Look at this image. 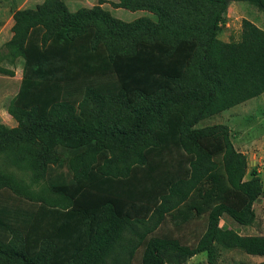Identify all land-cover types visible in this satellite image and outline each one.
Returning a JSON list of instances; mask_svg holds the SVG:
<instances>
[{"label":"trees","instance_id":"obj_1","mask_svg":"<svg viewBox=\"0 0 264 264\" xmlns=\"http://www.w3.org/2000/svg\"><path fill=\"white\" fill-rule=\"evenodd\" d=\"M230 1L241 0H196L186 12L193 25H185L170 23L171 6L163 0H117L116 7L141 8L156 14L152 35L163 33L169 37L167 41L155 40L158 53L152 47H143L141 59L132 62L144 64L150 76L133 80L135 94L147 105L127 111L131 120L126 127L98 121L104 104L92 91L75 107L65 100L54 101L43 114L36 105L25 107L18 100L10 101L7 112L17 126L0 125V153L15 154L31 169L35 180L53 181V186L71 202L81 203L75 207L83 209L74 219L64 217L50 239L32 254L22 246L0 244V263L172 264L177 255L189 258L203 253L206 264H214L217 247L264 255V235H242L219 225L223 214L240 226L253 222V202L263 191L256 170L250 169L245 177L246 156L233 146L227 125L195 126L208 113L264 92V31L243 18L238 40L224 42L216 38L220 18ZM256 2L264 12V0ZM12 19V35L5 44L14 54L25 57L28 32L36 26L44 27L41 37L46 40L55 34L72 38L86 27L97 25L95 41L99 36L114 37L116 25H120L98 6L68 12L58 0H43L34 10H16ZM200 38L204 44L196 65L207 92L200 97L196 114L182 127V148L193 154L187 173L167 179L165 189L157 184L155 187H161L162 192L150 205L124 202L90 190L87 186L94 178L127 177L134 165L145 164L144 150L156 145L155 131L162 126L163 89L184 74ZM76 112L93 123L78 124L73 118ZM58 150L66 151L71 160L69 172L55 182L59 157L54 153ZM40 201L50 203L47 198ZM80 217L87 220L85 226ZM193 222L198 223L189 226ZM162 225L163 232H159ZM169 225L175 232L185 231L173 235ZM186 235L195 241L182 242Z\"/></svg>","mask_w":264,"mask_h":264},{"label":"rangeland","instance_id":"obj_2","mask_svg":"<svg viewBox=\"0 0 264 264\" xmlns=\"http://www.w3.org/2000/svg\"><path fill=\"white\" fill-rule=\"evenodd\" d=\"M42 1L0 0V125L9 128L17 126L7 112L12 99L25 107L36 105L38 112L43 114L54 101L65 100L75 107L87 92L92 91L104 104L97 117L101 124L128 126L131 115L127 111L147 105L139 94H135L133 80L142 81L150 76L146 74L148 70L144 64L132 62L141 59V48L152 47L158 53L160 50L154 45L155 40L167 41L169 38L163 33L152 35L151 28L157 21V15L141 8L131 10L116 7L117 0H58L68 12L98 6L120 23L118 27L116 25L115 36H99L94 41L99 31L97 25H91L72 38L55 34L42 40L45 29L36 26L29 30L24 44L27 57L14 54L5 44L12 35L13 12L19 9L34 10ZM163 1L167 7L171 6L170 23L193 25V19L186 16V12L194 7L196 0ZM228 5L232 10L229 16H225V10L220 18L217 39L224 42L238 40L243 18L264 31V12L256 0L230 1ZM145 43L148 45H141ZM197 43L198 49L188 60L184 74L172 79L171 86L163 89L160 99L162 126L155 131L156 145L144 150L145 164L134 165L127 177L94 178L88 183L90 190L124 202L150 205L158 200L161 187L157 189V184L165 189L167 179L173 180L187 173L193 154L182 148V127L191 121L200 107V97L207 92L196 65L204 39L200 38ZM155 73L152 72L151 76H155ZM180 96L183 99L177 100ZM73 118L78 124L93 123V120L78 112ZM214 123L228 126L233 146L246 156L245 177L254 168L262 184L263 191L253 204V222L238 227L236 231L240 234L264 235V92L228 109L208 113L195 126ZM54 154L59 157V164L54 169L58 172L54 175V181L58 182L63 178L62 174L69 172L71 159L66 151L58 150ZM52 182L44 178L35 180L31 169L15 154L0 153L1 245L12 243L32 254L42 242L50 239L64 217L65 220L74 219L79 214L77 211L83 207L75 206L81 203L71 202ZM19 189L21 191H17ZM40 198H47L50 203H43ZM80 218L78 220H84L82 224L85 226L87 220ZM225 223L224 218L220 217L219 224L225 226ZM167 227L169 232L173 231L170 225ZM162 228L163 225L159 232H163ZM183 231H173V235L179 236ZM185 237L182 239L184 243L195 241L188 235ZM139 251L134 258L135 263ZM262 258L238 249L217 247L214 264H260ZM172 264H206V259L203 253L189 258L177 255Z\"/></svg>","mask_w":264,"mask_h":264},{"label":"crops","instance_id":"obj_3","mask_svg":"<svg viewBox=\"0 0 264 264\" xmlns=\"http://www.w3.org/2000/svg\"><path fill=\"white\" fill-rule=\"evenodd\" d=\"M234 2H232L231 4H233ZM231 6L230 5H228V7L226 8V15L225 16H229L230 15V13H231ZM261 94V93H260ZM255 97V96H254ZM251 98H253V97H251ZM250 99V98H249ZM248 100V99H247ZM246 100H244V101H242V102H245ZM242 102H240V103H237V104H241ZM237 104H235V105H237ZM232 106H234V105H232ZM232 106H230V107H232ZM230 107H228V108H230ZM228 108H226V109H228ZM225 110V109H224ZM253 204H254V202H253ZM222 218H224V221L226 222L225 223V226L227 227V228H232L233 230H237V228L238 227H241L240 225H237L235 222H233L228 216H226L225 214H223L222 216H221ZM220 225V224H219ZM221 226V225H220ZM245 226H247V225H245ZM237 232V231H236ZM238 233V232H237ZM240 234V233H239ZM242 235H260V234H242ZM261 257H264V255H260ZM261 261H264V258H262V260Z\"/></svg>","mask_w":264,"mask_h":264}]
</instances>
